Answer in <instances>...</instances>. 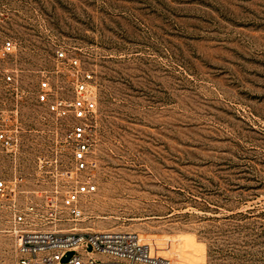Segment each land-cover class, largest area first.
Instances as JSON below:
<instances>
[{
  "label": "rangeland",
  "instance_id": "obj_1",
  "mask_svg": "<svg viewBox=\"0 0 264 264\" xmlns=\"http://www.w3.org/2000/svg\"><path fill=\"white\" fill-rule=\"evenodd\" d=\"M8 39L0 109L21 147L0 173L38 202L62 208L74 164L41 82L72 96L60 49L95 73L97 188L59 227L134 231L173 264H264V0H0ZM9 227L0 264L17 261Z\"/></svg>",
  "mask_w": 264,
  "mask_h": 264
},
{
  "label": "built area",
  "instance_id": "obj_2",
  "mask_svg": "<svg viewBox=\"0 0 264 264\" xmlns=\"http://www.w3.org/2000/svg\"><path fill=\"white\" fill-rule=\"evenodd\" d=\"M15 48V42L8 39L0 54L6 57ZM57 59L66 63L72 96L56 94L53 85L44 79L38 98L47 102L54 114L68 120L65 138L71 143L74 160L73 168L67 170L71 182L66 185L60 208L57 196L44 203L34 200L24 189L23 175L16 173L8 178L0 173V221L5 216L10 223L6 230L16 238V264H62L68 251L75 253L65 264H173L170 257L159 254L161 248L156 240H146L134 231L59 227L60 222L76 221L82 216V195L97 188L90 171L96 165L91 154L98 100L94 70L65 49L57 51ZM6 80L14 81V77L8 74ZM20 140L17 123L10 125L0 109V156L16 154ZM49 224L51 228H43Z\"/></svg>",
  "mask_w": 264,
  "mask_h": 264
}]
</instances>
